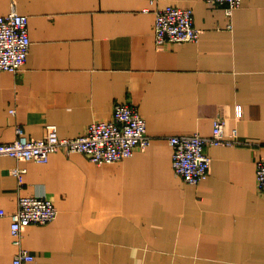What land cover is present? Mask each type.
Here are the masks:
<instances>
[{
    "label": "crops",
    "instance_id": "0c3cea01",
    "mask_svg": "<svg viewBox=\"0 0 264 264\" xmlns=\"http://www.w3.org/2000/svg\"><path fill=\"white\" fill-rule=\"evenodd\" d=\"M165 5L194 10L198 41L157 44ZM13 11L28 15L32 44L22 70H0V142L18 124L77 137L116 102L138 107L152 142L113 163L64 149L45 163L0 156V264H14L18 197L37 193L59 214L25 230L33 264H264V0L231 14L206 0H0ZM218 116L238 140L208 145L212 172L190 184L168 137L211 135Z\"/></svg>",
    "mask_w": 264,
    "mask_h": 264
},
{
    "label": "built area",
    "instance_id": "2783aa9c",
    "mask_svg": "<svg viewBox=\"0 0 264 264\" xmlns=\"http://www.w3.org/2000/svg\"><path fill=\"white\" fill-rule=\"evenodd\" d=\"M224 5L226 12L242 5L243 0H206ZM155 37L157 44L194 42L200 39L201 30L196 26L194 10L178 5L159 6L155 12ZM29 17L16 11L0 14V70L20 71L24 68L30 53L32 40L29 35ZM113 116L109 120H94L87 131L77 137H60L58 125L47 123L43 137L28 134L21 125H16V137L9 142H0V156H13L17 160H34L45 163L53 152L64 149L67 153L83 152L93 162L113 163L129 158L137 148L146 149L151 142L146 119L136 105L130 102H116ZM15 112V109L12 110ZM241 106L238 107V115ZM211 135L180 133L170 135L173 147L172 166L174 172L190 184L206 179L211 174L212 158L206 147L214 144L231 145L237 142V133L225 134L226 120L214 119ZM257 183L264 194V159L257 162ZM12 171L21 176L27 170L14 167ZM2 214L5 211H1ZM59 209L46 194H20L17 207L12 212L11 228L13 244L17 250L14 264H33L35 255L23 244L24 232L32 223L46 224L57 218Z\"/></svg>",
    "mask_w": 264,
    "mask_h": 264
},
{
    "label": "rangeland",
    "instance_id": "374dc122",
    "mask_svg": "<svg viewBox=\"0 0 264 264\" xmlns=\"http://www.w3.org/2000/svg\"><path fill=\"white\" fill-rule=\"evenodd\" d=\"M141 150H144V149H141ZM88 157V156H87Z\"/></svg>",
    "mask_w": 264,
    "mask_h": 264
}]
</instances>
